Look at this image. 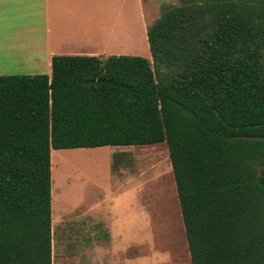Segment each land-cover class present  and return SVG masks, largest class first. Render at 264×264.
<instances>
[{"label": "trees", "instance_id": "obj_1", "mask_svg": "<svg viewBox=\"0 0 264 264\" xmlns=\"http://www.w3.org/2000/svg\"><path fill=\"white\" fill-rule=\"evenodd\" d=\"M147 40L0 75V264H51L52 149L162 142L191 264H264V0H181Z\"/></svg>", "mask_w": 264, "mask_h": 264}, {"label": "rangeland", "instance_id": "obj_2", "mask_svg": "<svg viewBox=\"0 0 264 264\" xmlns=\"http://www.w3.org/2000/svg\"><path fill=\"white\" fill-rule=\"evenodd\" d=\"M88 3L87 15L82 17L89 30L96 31V35L104 39L101 43L107 44L108 48L124 46L128 40L125 32L130 27L129 21L138 18L134 3L130 0H88ZM179 4L181 0H143L150 24L165 9ZM43 72V68L32 63L24 64L16 57H0V75ZM115 149L124 152L112 155ZM115 149L113 146H100L51 150L52 226L56 225L58 215L69 216L76 210L88 209L98 212V220L103 224V215L109 212L114 225L136 223L152 227L151 233L144 235L153 240L151 253L144 255V264H179L177 254L180 250L179 253L185 255L182 244L186 242V236L166 144ZM122 165L123 173L134 174L136 181L119 184ZM118 184L121 185L118 190L121 197L112 199ZM145 188H150V191ZM172 257L174 261H171Z\"/></svg>", "mask_w": 264, "mask_h": 264}, {"label": "crops", "instance_id": "obj_3", "mask_svg": "<svg viewBox=\"0 0 264 264\" xmlns=\"http://www.w3.org/2000/svg\"><path fill=\"white\" fill-rule=\"evenodd\" d=\"M130 1L138 18L129 21L130 27L125 32L128 40L124 46L108 48L96 31L89 30L82 17L87 15L88 0H0V57H16L24 64H35L47 75L51 73V59L57 55L101 59L137 55L151 61L147 29L153 22L150 24L146 18L143 0ZM133 146L139 145L113 147ZM120 150L115 149L112 155L124 152ZM121 169L119 184L137 180L134 174L123 173V165ZM119 184L112 199L121 197ZM144 190L150 191V188ZM112 218L109 212L104 214L101 224L99 213L94 209L76 210L69 216L58 215L56 225L52 226L51 217V264H144V255L151 253L153 242L150 236L144 235L150 234L152 227L136 223L114 225ZM182 245L185 255L179 250L177 261L191 264L187 241Z\"/></svg>", "mask_w": 264, "mask_h": 264}, {"label": "bare ground", "instance_id": "obj_4", "mask_svg": "<svg viewBox=\"0 0 264 264\" xmlns=\"http://www.w3.org/2000/svg\"><path fill=\"white\" fill-rule=\"evenodd\" d=\"M65 157H68V156H65ZM157 159V158H156ZM161 160V159H160ZM70 161V160H69ZM77 162V161H76ZM157 162H159V161H157ZM161 162V161H160ZM167 162V161H166ZM74 163V162H73ZM152 163H155V162H153L152 161ZM163 163V162H162ZM157 164V163H156ZM155 165V164H154ZM159 165V164H158ZM150 166H151V164H150ZM85 170V169H84Z\"/></svg>", "mask_w": 264, "mask_h": 264}]
</instances>
